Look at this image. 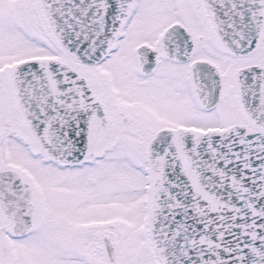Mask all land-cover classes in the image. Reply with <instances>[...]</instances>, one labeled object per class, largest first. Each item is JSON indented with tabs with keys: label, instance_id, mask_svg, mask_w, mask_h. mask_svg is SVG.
<instances>
[{
	"label": "snow or ice",
	"instance_id": "6c2138e0",
	"mask_svg": "<svg viewBox=\"0 0 264 264\" xmlns=\"http://www.w3.org/2000/svg\"><path fill=\"white\" fill-rule=\"evenodd\" d=\"M0 264H264V0H0Z\"/></svg>",
	"mask_w": 264,
	"mask_h": 264
}]
</instances>
